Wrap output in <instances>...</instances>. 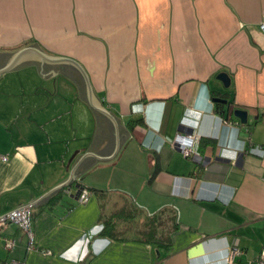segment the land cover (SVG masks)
Returning a JSON list of instances; mask_svg holds the SVG:
<instances>
[{
	"label": "crops",
	"instance_id": "1",
	"mask_svg": "<svg viewBox=\"0 0 264 264\" xmlns=\"http://www.w3.org/2000/svg\"><path fill=\"white\" fill-rule=\"evenodd\" d=\"M262 21L264 0H0V66L32 46L72 59L109 113L72 64L32 59L0 76V216L30 206L36 249L9 225L17 246L0 259L256 264ZM183 134L199 137L195 155L182 156Z\"/></svg>",
	"mask_w": 264,
	"mask_h": 264
},
{
	"label": "built area",
	"instance_id": "2",
	"mask_svg": "<svg viewBox=\"0 0 264 264\" xmlns=\"http://www.w3.org/2000/svg\"><path fill=\"white\" fill-rule=\"evenodd\" d=\"M258 30L262 34H264V21H262L258 25ZM199 137L197 135L193 134H183L182 136H179L178 139H175V142L179 144V150L182 154V156L190 157L192 155H195V149L196 145L198 144ZM249 151V150H247ZM256 152L262 154L264 153V146L258 145L256 147ZM1 159L3 161H7L6 156H1ZM88 196L89 191L82 189L78 195L79 202L84 204L88 202ZM32 212L31 207H20L16 208L13 211L4 213L2 216H0V249L2 251L10 252L12 251L16 246L17 242L13 238L6 237L4 234V231L6 228L9 227V225H14L19 228L21 233L24 237H26L27 240V246L26 250H36L35 249V241L33 237V228L31 225L32 222ZM229 261H232L235 257H238L242 252L238 247H232L229 250ZM44 254H50V252L43 251ZM0 264H22L20 262H16L13 260H1ZM256 264H264V250L260 253L258 259L256 260Z\"/></svg>",
	"mask_w": 264,
	"mask_h": 264
},
{
	"label": "water",
	"instance_id": "3",
	"mask_svg": "<svg viewBox=\"0 0 264 264\" xmlns=\"http://www.w3.org/2000/svg\"><path fill=\"white\" fill-rule=\"evenodd\" d=\"M32 59H37L40 62H44V63L45 62L54 63V64L65 63V64H72L73 66H75L79 70L81 75H83L85 87L87 88V97H88L91 107L93 108V110L98 111L102 113L103 115L109 117V113L105 111L101 105L98 104L96 99H94L87 75H85V72L83 71V69L78 64H76L72 59H67V58L59 57V56L57 57L48 56L46 54L41 53L35 46L25 47L15 52L13 55H11L8 58V60L0 66V76L7 74L9 71L13 70L18 65H20V63H23V62H26ZM217 79L219 81H222L226 88L229 87L230 81L225 73H220L217 76ZM213 101L215 103L219 102L222 104H226V101L222 100L219 97L215 98ZM230 115L237 118L240 121V124L242 125L247 123L248 116L245 110H240V109L231 110Z\"/></svg>",
	"mask_w": 264,
	"mask_h": 264
},
{
	"label": "trees",
	"instance_id": "4",
	"mask_svg": "<svg viewBox=\"0 0 264 264\" xmlns=\"http://www.w3.org/2000/svg\"><path fill=\"white\" fill-rule=\"evenodd\" d=\"M217 106H218V109H219V110H218V113L220 112V115H222L221 117H222V118H225L224 115H223V110H220V109L222 108V106L219 105V104H218ZM104 232H105V229L103 230L102 233H104Z\"/></svg>",
	"mask_w": 264,
	"mask_h": 264
},
{
	"label": "rangeland",
	"instance_id": "5",
	"mask_svg": "<svg viewBox=\"0 0 264 264\" xmlns=\"http://www.w3.org/2000/svg\"><path fill=\"white\" fill-rule=\"evenodd\" d=\"M0 257H2V252L0 251Z\"/></svg>",
	"mask_w": 264,
	"mask_h": 264
}]
</instances>
